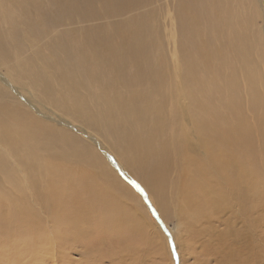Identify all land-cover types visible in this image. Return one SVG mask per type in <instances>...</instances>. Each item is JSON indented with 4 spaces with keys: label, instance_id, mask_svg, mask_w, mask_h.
I'll return each mask as SVG.
<instances>
[{
    "label": "bare ground",
    "instance_id": "obj_1",
    "mask_svg": "<svg viewBox=\"0 0 264 264\" xmlns=\"http://www.w3.org/2000/svg\"><path fill=\"white\" fill-rule=\"evenodd\" d=\"M139 3L138 35L132 39L112 44L121 33L118 27L102 38L98 31L86 29L83 40L74 33H55L53 37L60 40L57 57L67 53L60 66L59 60L38 51L25 63L8 70L0 67V264H94L92 248L101 235L124 238L130 244L137 236L139 242L147 240L142 220L149 211L137 200L143 199L138 189L118 188L119 171H109L96 146L75 134L92 133L107 140L124 166L121 169L127 175L136 172L161 209L159 215L166 218L191 213L208 217V224L215 227L211 223L222 220L235 205L225 200L226 187L218 195L216 181L208 179L231 185L238 179L242 184L252 179L255 166L259 184L264 182V155L255 147L256 137L264 138V0H175L165 14L171 23L166 27L169 41H180L172 72L147 65L151 55L146 52L151 50L155 30L147 18L154 12L148 0ZM73 14L72 9L59 7V0H0V48L10 44L24 48L27 32L43 37L45 27H59V15ZM94 43L98 47L92 56L84 46ZM166 45L163 42V48ZM153 48L159 51L161 45ZM41 60L44 65L30 64ZM48 68L56 69L60 83L71 82L77 93L75 103L55 91ZM173 80L179 84L174 100L167 92ZM38 86L41 97L36 94ZM80 90H86L87 96ZM7 92L24 96L25 110L11 108ZM173 111L175 130L169 142L166 115ZM216 115L229 121L217 136L209 124ZM14 116L22 120L15 124ZM97 142L102 144L98 138ZM208 142L211 147L235 148L229 166L233 172L225 174L218 166ZM106 155L107 162L115 165L116 159ZM48 158L59 160V166L53 168ZM198 160L204 165H197ZM235 165L241 171H235ZM16 171L26 172L17 179ZM198 171H209L208 177L202 176L204 182L197 178ZM169 186H176L178 193ZM178 194L183 197L179 203L173 199ZM237 210L244 215L242 204ZM243 224L245 231L235 238L238 244L244 239L252 245L253 222L243 217ZM19 231L22 240L14 236ZM227 236L214 241L215 250H222ZM18 240L32 250L35 246L38 255L25 256V246ZM80 253L83 259L77 262L74 256Z\"/></svg>",
    "mask_w": 264,
    "mask_h": 264
},
{
    "label": "rangeland",
    "instance_id": "obj_2",
    "mask_svg": "<svg viewBox=\"0 0 264 264\" xmlns=\"http://www.w3.org/2000/svg\"><path fill=\"white\" fill-rule=\"evenodd\" d=\"M148 3L150 5L149 7L152 8V11L154 12V16L151 19L147 18V20L149 25L155 30L151 33V36L153 37L151 50H147L146 52L148 55H151L149 58H147V65L152 70L160 69L161 71L172 72L174 68L177 67V63L174 61V50L176 47L180 48V41L178 39L177 43L169 41L166 27H170L171 23L165 18V14L168 12L167 10L170 9V7L173 8L175 0H170V2L167 0H148ZM88 5L89 7L87 8L86 6ZM59 7L70 8L74 11V14L59 15V27H45L46 33L43 37H37L34 34L27 32L28 40L24 48H19L14 44L6 45L0 48V67L2 69L8 70L10 66L14 67L25 63L29 61L30 58H35V55L38 51H41L46 58L59 60L60 66V64L65 59L62 56L67 53L63 54L61 57H57L60 53V51L58 52L57 50L60 40L53 37L55 33H70L73 36L75 34L77 38L83 40L87 35L86 29L98 31L100 37L102 38L111 29L118 27L121 29V33L120 35L113 38L112 44H118L119 42L132 39L138 35V18L141 11L139 0H59ZM262 9L264 10V6ZM260 10L259 12H261ZM46 36L51 37L46 38ZM173 36L177 38L175 33ZM163 42L167 43L165 48L162 46ZM156 44L161 45V49L159 51H154L153 46ZM84 47L89 50L88 54L93 56L95 50H97L98 43L87 44ZM137 53L138 52H135V56ZM30 64L32 66L44 65L45 61L41 60L39 63L30 62ZM55 72L56 69H47L48 75L54 82L55 91L59 90V96H65V99L69 103H75L77 93L71 88V82L69 80H65L66 86L63 83H60L55 78ZM41 91L42 87L38 86L36 89V94L38 97L42 96ZM178 91V82H175L174 80L171 81V85L167 87V92L169 93L172 100L176 98ZM7 94L12 97V100H6L11 108L25 110V102L23 101L24 96L15 95L13 92H7L5 95ZM79 94L87 96L88 92L86 90H80ZM30 110H32V108ZM32 112L35 117L40 118L36 111L32 110ZM173 113L174 111L166 115L168 119L166 138L169 139V142L172 141V134L175 130ZM52 116L59 119V117L54 113H52ZM13 120L15 124H18L22 120V117L14 116ZM209 124L212 129H215L214 134L217 136V132L219 134L223 125L229 126V121H225V118L216 115ZM75 135L85 143L96 146L94 148L97 154L100 155L102 159H104L109 171H119L123 178L119 174L118 177L123 183L117 182L118 188L131 187L134 190L136 188L138 189V193L143 199H136L139 200L140 204L143 207L145 206L149 211V216L146 213H143L144 218L142 220L145 224L143 227L147 233V240L144 239L146 244H144L143 240L139 242L138 236L134 239L135 243L130 244L127 243V240L124 238H120L121 240L111 239L109 236L102 237L101 235V237H99L100 239H97L99 243L96 242L95 246L92 248L93 253L91 255H94L93 257L96 259V261L94 260V264H219V262L223 261L228 264H264V197L262 196L263 198H261L262 193H264V182L259 184L260 178L257 177L255 166L251 174L252 179L249 181H244L242 184L238 179H235L234 185L224 184L218 178L208 179V182L214 180L218 183L217 184L215 182L217 185L218 195H222L220 189L222 187H226L228 194L223 196L226 201L230 200V204L232 206L235 205L231 211L223 216L222 220H214L211 224L215 227H211L208 224V217H200L196 214L189 213L188 215V213L186 214L184 212V214L182 213L181 217L177 214L170 215L168 218H166V216H160L159 214L161 209L156 203H153V201L148 196V192H150L149 189L140 182L135 171L128 169L129 171L133 172L127 175V173L121 169V166L123 165L119 158L109 148L107 140L101 139L92 133ZM222 135L224 139L226 134L222 133ZM259 136L260 135L256 137L257 141L255 147L259 149L260 153L263 152L264 155V138L262 137V139L260 136V140ZM97 138L102 141V144L97 142ZM258 141H261L259 142L260 145ZM208 146L209 152L211 151L212 153V158L216 154L218 166L221 165L224 171H226L225 174H230L233 172L229 170V166L232 162H234L233 155L235 148L233 151H230L228 150V146L225 147V145L216 146L213 144L214 147H211L209 142ZM239 150L240 149L237 151L236 149V153L242 155L243 153H239ZM170 151L171 150H169L167 153L175 155ZM106 154L112 155L116 159L115 161L117 162L115 165L109 164V161L107 162V158H109V156ZM160 155H162V153H160ZM175 156H177V154ZM161 157L165 158L164 156ZM110 159H112V157H110ZM178 160L179 158H174V161ZM48 162L53 165V168H55L54 165L57 166L59 164V160L55 161L51 158H48ZM197 162V165L200 163L199 166H202L205 163L199 160ZM262 163L264 164V158ZM118 167L120 169H118ZM209 171L213 170L210 168ZM209 171H198L199 174L196 173L197 178L204 182L205 179L202 176L208 177ZM235 171H241V169L235 165ZM23 172L26 171H16L15 178H20ZM262 178L264 179V177ZM39 179L40 181L42 179L40 175ZM183 179L184 181L186 180L185 174L183 175ZM161 181H163V177H161ZM163 187H165V185H163ZM169 188L170 190L176 191L178 193V188L176 186H169ZM173 199L175 202L179 203L183 200V197H180L178 194V199L175 197ZM31 202L33 207H36L35 203H33V200ZM241 204L245 210L244 215L242 216L239 215V210H237L238 206H241ZM243 217L253 222L251 229L254 231L253 235H255V240L253 241L252 245L248 240L244 241V239H242L241 243L238 244L237 239L235 238L238 232H243L246 229V225L243 224ZM209 218L211 219V215ZM15 231H17V229ZM174 234H177L176 238H174ZM224 235L228 236L221 245L222 250H215V244L217 243L214 241H216V239H220L221 236L224 237ZM14 236L20 237L22 240L23 232L19 231L17 234L14 233ZM31 236L33 237L32 233ZM31 236H28L27 240L31 241ZM113 240H117L119 242H113ZM137 242L138 246L136 245ZM18 244H22L21 246L26 247L23 248V251L25 252V256L26 254L29 256V259L33 257L34 254L38 255L39 251H37V253L34 251L36 250L35 246H33L34 250H32V246L24 245L20 240H18ZM29 244L32 245V243ZM173 244L175 245V248L178 252V261L176 255L172 251ZM211 246L212 249L209 251ZM246 247H250V249L247 251ZM28 248L31 250L28 251ZM44 248L48 249L49 245H44ZM204 249H206V251ZM74 257L77 259V262L83 259L81 253L80 255L76 254ZM25 264L32 263L30 261V263L26 262Z\"/></svg>",
    "mask_w": 264,
    "mask_h": 264
},
{
    "label": "snow or ice",
    "instance_id": "obj_3",
    "mask_svg": "<svg viewBox=\"0 0 264 264\" xmlns=\"http://www.w3.org/2000/svg\"><path fill=\"white\" fill-rule=\"evenodd\" d=\"M172 251H173V253L176 255V258H177V261H178V252H177V250H176L174 244H173V246H172Z\"/></svg>",
    "mask_w": 264,
    "mask_h": 264
}]
</instances>
